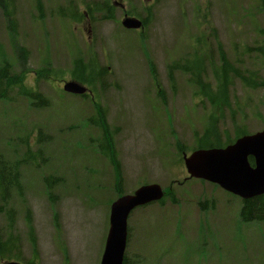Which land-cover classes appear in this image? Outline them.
<instances>
[{"label":"rangeland","instance_id":"1","mask_svg":"<svg viewBox=\"0 0 264 264\" xmlns=\"http://www.w3.org/2000/svg\"><path fill=\"white\" fill-rule=\"evenodd\" d=\"M42 2L40 11L33 0H13V26L0 6V62L27 74L0 98V153L18 163L21 184L8 199L12 222L0 215L19 258L0 264H101L112 203L145 184L166 196L131 211L127 264H264V221H242V199L190 177L184 162L209 123L226 145L264 129V88L231 77L223 109L201 95L204 85L209 94L217 88L219 43L230 63L264 78L262 0ZM127 14L141 27H126ZM17 46L27 51L23 64ZM196 56L197 68H171ZM77 58L104 69L95 84L84 82L85 96L64 90L80 83ZM45 67L49 77L38 74Z\"/></svg>","mask_w":264,"mask_h":264},{"label":"trees","instance_id":"2","mask_svg":"<svg viewBox=\"0 0 264 264\" xmlns=\"http://www.w3.org/2000/svg\"><path fill=\"white\" fill-rule=\"evenodd\" d=\"M35 2L36 7L43 11V2L42 0H33ZM264 4V0H262ZM107 4V5H106ZM106 5L105 11L107 12L106 16H112L115 8L110 2H104ZM0 6H2L5 16L8 18L10 25H14L13 17H14V9H13V0H0ZM97 9L101 7L96 6ZM89 9L91 7L89 6ZM73 18L79 20V17L83 15H79L76 12L72 13ZM149 16L151 13L149 11ZM150 18V17H149ZM147 20H143V24H146ZM12 36L15 37V30L11 29ZM220 49V56H221V64L216 69V73L214 72L215 76L218 78L217 80V88L213 91V94L208 93L207 87L201 81V77L199 74L192 75L196 81V84L205 92L206 96L201 94L204 98L208 99L211 106L214 108L222 107L223 108H230V100H229V83L231 84V77L240 78L244 85L251 89H256L257 87L264 88V78H259L257 72L250 73L244 72L242 68H239L237 65L230 63L227 60L226 54L223 51L222 44L219 43ZM17 50L21 57V63H25L27 60V51L20 46H17ZM259 50H264V48H259ZM193 62H187L186 65L182 66L179 63H174L171 68H178L185 72H188V69L192 66L197 64H201L200 57L196 56ZM95 62V61H94ZM82 58H77L73 64V75L76 79L84 84L86 82L88 85H93L96 83V80L99 76L103 74L102 68L98 71L96 70L95 64L92 60H89L83 64ZM97 65V64H96ZM197 68V66H195ZM202 68V67H201ZM49 67H45L44 70L39 72L38 74L42 76L40 73L45 74L46 77H49L50 71ZM201 71V70H200ZM248 73V74H247ZM42 76V77H45ZM27 77L26 71L23 70L20 73L14 71L13 64L6 58L0 62V98L8 97L10 90L15 87L21 85L25 82ZM169 77L171 82L174 81V77L172 72L169 73ZM220 79V80H219ZM201 90V91H202ZM23 93H30L33 94L31 91L23 92ZM37 98L41 96L39 94H35ZM104 113L101 111L99 113L100 116V125L102 128L107 131V125L104 120ZM211 121L213 119L211 118ZM209 128L205 131L204 135L200 138V147L199 148H216L226 145L227 143L219 140L218 134L216 133L217 125L215 123H209ZM241 131L238 129L237 133ZM243 134L245 132L243 131ZM241 134H238L239 137ZM207 139V141L203 140ZM232 141V140H231ZM230 141V142H231ZM233 142V141H232ZM250 162L254 164L253 158H250ZM18 163H10L3 159V156L0 153V215L5 214L8 218L9 223L13 220V209L10 208L8 205V199L11 197V189H15L16 191L21 190L20 184V176L18 171ZM170 195V193L168 194ZM3 203L7 205V207L3 206ZM240 218L244 222H252V221H264V195L254 197L252 199L243 200L242 207L240 210ZM18 248L17 239L12 232L9 234H4L0 228V261L4 260H12L15 258H19V255L14 254L13 252L15 249ZM127 264V260L125 258V263Z\"/></svg>","mask_w":264,"mask_h":264},{"label":"water","instance_id":"3","mask_svg":"<svg viewBox=\"0 0 264 264\" xmlns=\"http://www.w3.org/2000/svg\"><path fill=\"white\" fill-rule=\"evenodd\" d=\"M123 24L138 29L142 21L126 17ZM64 90L72 94H85L87 87L67 81ZM249 157L254 159V165ZM190 177H197L219 184L225 190L245 200L264 195V129L255 134L239 137L224 148L197 149L185 156ZM164 195L157 185H145L133 195H125L111 206L110 228L101 264H124L128 244V219L138 206L160 200ZM7 264H21L10 261Z\"/></svg>","mask_w":264,"mask_h":264},{"label":"bare ground","instance_id":"4","mask_svg":"<svg viewBox=\"0 0 264 264\" xmlns=\"http://www.w3.org/2000/svg\"><path fill=\"white\" fill-rule=\"evenodd\" d=\"M203 182V181H202Z\"/></svg>","mask_w":264,"mask_h":264}]
</instances>
